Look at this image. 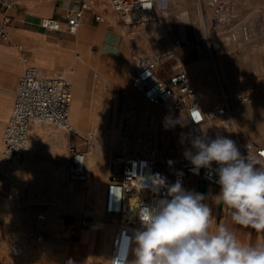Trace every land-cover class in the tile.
<instances>
[{
    "label": "built area",
    "instance_id": "obj_1",
    "mask_svg": "<svg viewBox=\"0 0 264 264\" xmlns=\"http://www.w3.org/2000/svg\"><path fill=\"white\" fill-rule=\"evenodd\" d=\"M65 14L67 29L75 31L81 24L86 12L92 11L95 19L100 14L93 10L92 0H76ZM210 9L211 19L220 20L227 7L221 0H200ZM112 8L122 16L129 11L139 9L146 16L153 14L165 15L168 12L167 0H109ZM17 8L15 0H0V9L3 12L0 26V39H8L7 23L11 20L10 9ZM122 20L127 23L126 18ZM133 21H131L132 23ZM130 21L128 22V24ZM60 20L53 16H44L40 25L47 29H58ZM203 28L205 26H202ZM174 45L184 47L185 53L198 49L200 42L195 38H175ZM21 49V44H18ZM165 54V55H164ZM132 57L136 71L132 76L133 87L140 92L143 98L153 105L166 107L165 116L170 119L175 114H180L179 120L170 121L171 134L179 140L177 154L174 159L169 158L160 150L155 140V125L149 119L139 121L134 110L117 121L116 135L112 146L109 147L111 162L115 168L108 175L104 190V211L117 219V226L111 238L109 261L118 249L121 234L127 232L132 235L134 230L141 228L137 209L141 205L152 204L155 200L164 198L166 188L159 192L151 188H141L140 179L159 174L166 178L167 184H174L178 179L186 190H191V178L203 179L220 188L215 181L218 176L214 171L201 168L199 174H193L191 163L185 158L184 151L191 148V139L195 136L215 139L222 136L235 141L242 155L247 156L248 145H251L253 154L264 158V142L256 141L242 136L233 115L234 104L247 102L250 99L248 91L234 86L229 90L221 88L220 98L211 106L205 107L196 83L191 79L183 55L173 52H152L142 54L134 52ZM165 59H172L171 71L166 78L158 74L157 68ZM25 66L14 88V98L10 115L0 137V182L3 187L12 193L11 171L15 160L28 143L30 131L36 121L62 128L68 132L79 134L85 143L84 148H79L75 143H69V155L66 160V178L71 183L84 181L88 178L86 154L91 142H95V133H81L71 122L69 107L72 97L71 84L65 74L55 72L44 74L39 68L30 63L27 56H23ZM199 111L193 113V109ZM197 114V115H194ZM195 117L199 123L191 118ZM188 126H184V122ZM195 152V149H192ZM172 161V164L168 162ZM164 167V171L159 168ZM219 166L213 162L212 169ZM182 172L180 176L178 173ZM112 189L119 192L122 198L117 199ZM123 214H125L123 216ZM61 216L65 213L61 212ZM39 220L46 219L43 211H36ZM91 214H84L77 227L74 221L66 220L61 228L64 237H73L78 234V228L88 224ZM43 231L35 225L29 224L26 232L21 236L26 240L40 238ZM263 239H264V233ZM12 251L20 250L19 237L13 236L11 240ZM131 253L129 260L131 259Z\"/></svg>",
    "mask_w": 264,
    "mask_h": 264
},
{
    "label": "crops",
    "instance_id": "obj_2",
    "mask_svg": "<svg viewBox=\"0 0 264 264\" xmlns=\"http://www.w3.org/2000/svg\"><path fill=\"white\" fill-rule=\"evenodd\" d=\"M15 1L17 3V8L9 10L12 17L6 25L9 38L0 39V122H3L2 128H4L11 112L10 109L8 115H5L6 112L4 111V107H7L11 102L12 108L14 88L16 87L19 76L23 72L25 66L23 56H27L30 62L31 55H35L36 58H41V50L45 46L52 47L57 50V47L54 45L65 48L57 51L66 53V55H69L68 57L71 59H73V54L70 50L76 52L79 47L81 52L77 59H80L81 53H87V56L85 55V59L87 60L88 65L97 67L103 73L108 72L112 84V105L116 110L114 125H116L117 121L125 117L132 109L139 121L149 119L154 122L157 120L158 116L154 115V109L157 107L154 106L153 109L147 111L146 116H144L140 112V106H142L141 102L137 100L129 89L121 84V80L124 79L126 81L127 78H129V75L131 82L132 76L136 71L132 54L137 52V49H141L142 51H146L148 49H167L164 47L170 43V39L167 38L168 36H158L157 32L154 31V24L144 31L142 27L139 26L134 28V24L130 25L129 23V26L126 27V32L132 36V41L129 45H126L125 34L122 31V25L125 22L121 20V18H116L112 13L113 10L111 12L107 8L106 3L109 4V0H92L93 10L98 12L101 16L99 19H95L92 11L86 12L78 32H75L76 30H68L65 21V14L77 3L76 0ZM2 16L3 12L0 9V26L2 24ZM44 16H53L58 18L61 23L60 27L58 29H47L42 27L40 25V20ZM151 28L153 29V33L150 32ZM18 44H21V49L18 48ZM103 63L113 64L114 69L107 70L106 68H103L100 66ZM172 63V59H165L157 68L158 74L161 77L166 78L172 70ZM118 66L120 67L119 71ZM39 70L44 74H48L40 68ZM134 90L140 94V92L135 88ZM120 94H122V96H120ZM166 109L167 106L160 108V119H164V123L167 128L170 129V121H177L181 117L178 113L175 114L174 117L170 118V120L167 119L166 122ZM70 120L80 131L78 126L72 121L71 117ZM46 125L48 128H51V130L41 125H39L38 128H41L49 135L56 132L54 143H42L40 147L35 150L33 160L38 167L44 169L43 173L46 177H49L50 179H58L60 183L64 185L69 184L70 182L66 178V160L69 155V143L73 142L79 148H84V140L75 132H68L56 126ZM32 126L33 128L31 129L33 130L35 128V123H33ZM80 132L85 133L82 131ZM171 135L172 134H170L168 130L165 145L160 144V139L155 140L158 148L164 151L169 158L174 159L177 154L178 144H176V142L172 139ZM22 153L23 151L19 157L20 161L24 160V153ZM114 168L115 165L111 162L110 154L109 158H105V160H98V163L96 164V171L100 172L102 178H104L105 185L108 175ZM159 169L161 171L165 170L162 166ZM62 170H64V177H60L59 175ZM88 173V176H94L95 166L89 167ZM201 180L204 182V186L208 185V189L205 191V187L201 188L199 184L198 188H194L193 190L192 186L191 190L206 196V200L204 202L212 209L216 223H225L229 228L236 231L238 238L244 243H264L262 233H257L251 228H243L242 226L233 225L230 213L227 215L225 213V209L220 204H216V202H214L216 193L220 190V188L203 179ZM20 185L24 187L21 200H27L28 202H23L21 205H18V200L21 197L19 190L12 186V193H9L0 182V264H105L107 261L109 264L110 246L105 257L99 256V253L102 241H106V243L111 244V233L112 231L114 233L116 229L114 222H105L103 217H92L86 226L78 228V234L75 236V239L62 241L61 237L58 236L57 231L61 230V224L64 226L65 221L69 220L67 216L74 214L63 211L65 215L61 216L60 213L62 211L59 206H55V204L41 199L45 193L51 191L50 184L32 185L23 182L18 184V186ZM209 186L211 188H216L217 190L210 194L209 190L211 188L209 189ZM84 188L89 190V184L85 183ZM207 194H209V197ZM17 210L20 215L17 217V220L12 223L5 219L7 216L10 217V215H13L14 213L16 214ZM20 210H22V212ZM36 211H43L45 214V211H48L46 219H37L35 216ZM58 211L61 212L58 213ZM55 213H58V216L61 219L60 223L54 219ZM74 216L77 215L75 214ZM75 219L73 218V220ZM74 223L77 227L80 226V221L78 223L74 221ZM29 224H33L39 230L43 231V235L34 240H26L21 235L19 236L11 233L12 230L18 232L25 226L27 228ZM13 236L19 237L20 240V250L18 252H14L11 249V240ZM101 257L102 259H100Z\"/></svg>",
    "mask_w": 264,
    "mask_h": 264
},
{
    "label": "clouds",
    "instance_id": "obj_3",
    "mask_svg": "<svg viewBox=\"0 0 264 264\" xmlns=\"http://www.w3.org/2000/svg\"><path fill=\"white\" fill-rule=\"evenodd\" d=\"M191 119L199 123L194 115ZM190 143L183 154L191 171L198 175L204 168L218 176L216 200L228 209L233 225L264 233V158L253 154L251 145L242 155L235 141L222 136H195ZM213 162L219 166L214 170ZM140 187L166 188V194L138 207L141 228L121 234L109 264H264V243H244L225 223L217 224L204 194L186 190L179 179L169 185L159 174L141 177ZM130 253L134 259L129 260Z\"/></svg>",
    "mask_w": 264,
    "mask_h": 264
},
{
    "label": "rangeland",
    "instance_id": "obj_4",
    "mask_svg": "<svg viewBox=\"0 0 264 264\" xmlns=\"http://www.w3.org/2000/svg\"><path fill=\"white\" fill-rule=\"evenodd\" d=\"M192 1H193V5H187L186 0H172L168 4L167 14L165 15L153 14L150 17V19H154V21L157 20L154 23V27H153L154 31L157 32L158 36L160 35H163L165 37L168 36L167 38L170 39L169 44L174 45L175 38H185L186 37L189 39L191 38L197 39L200 42L199 47L203 46L204 48H206V50L208 51L207 52L208 58L210 60L212 70L214 73L213 79L217 87V92H218L217 98L218 99L220 98L222 87L225 90H229L230 88L234 86H238L248 91L250 99L247 102L236 103V105L234 104V108H233L234 114L233 115H234V118H236L235 119L236 123L243 137L264 142V0H221V2L226 5L225 7H227V10H226V13L222 14L221 19L217 21L211 19L210 9L207 8V6H205V4L202 1L201 3L199 2L200 0H192ZM106 6L111 12L113 10L112 13L116 18H125V15L127 12L122 16L121 13H117L114 9L111 8L110 3L109 4L106 3ZM184 13H187V14L185 15ZM195 14H196V20L194 19ZM145 17H148V16H145ZM161 19H164V20H161ZM131 21H130V25L133 24V22L131 23ZM162 21L164 22V24ZM135 22H137L136 24L141 23V22L138 23V21H135ZM150 22L153 23L152 20H150ZM151 25L152 24H149V26ZM158 25L162 26L160 30L157 28ZM122 26H123L122 31L125 34V40H126L125 44L129 45L132 41V36H130V34L126 32V26H128V24H123ZM202 26H205V27L203 28ZM78 29L75 32H78ZM152 31L153 29L151 28L150 32ZM219 36L222 37V40L225 43V49H224V52L222 53L226 56L228 62L235 67L236 71L238 73L240 72L239 74H241L240 75V77L242 76L241 78L237 77V78H230V79L225 80L221 77L218 71V66L215 61L219 53L216 48L217 37ZM169 44H167V47H172ZM50 45H54V44H50ZM54 46L57 47V50L65 49L57 45H54ZM174 46L175 48L172 47L171 49H168L169 52L172 51L173 53H176L177 55L185 56L184 60L186 62H188L189 60H193L197 58L198 56L199 48L192 49L188 51V54H186L184 47H177L176 45ZM158 50L148 49L146 51H142L141 49H137L136 51L139 53H143V54L144 53L149 54L152 52H159ZM70 51L73 54L72 57L76 60H79L77 59V57L81 52L80 48L78 47V51L76 52H73L72 50ZM59 53H61L65 57L69 56V55H66V53H62V52H59ZM82 55L84 54L81 53L80 58L82 57ZM30 62L34 63L41 69L40 67L41 65L33 59V55L30 56ZM100 66H102L103 68H106L107 70L114 69L113 68L114 65L111 63L110 64L103 63ZM187 69H188V66H187ZM41 70L46 72L45 69H41ZM119 70H120V67L118 68V71ZM188 72H189V69H188ZM104 74L106 75V78L108 79V81L111 83L110 78H109L110 75L108 74V72H105ZM189 75L191 79L196 83L197 87L199 86L198 90L200 92V83L203 81V78L199 77V75L196 77L190 74V72H189ZM129 83H130V86L132 87L131 82H130V75H129ZM135 93L139 97H142L136 91ZM120 96H122V94H120ZM218 99H216V101ZM145 100L146 99L144 98L143 100L144 106L146 107L148 106L149 108L154 107L151 103ZM214 103L215 101L205 104V106H211ZM106 108L109 114L107 125H112L114 124V119L116 117V110H115V107L112 105V98H110V100L106 103ZM157 108L160 109L159 107ZM236 108L241 109L242 110L241 113L238 114L234 112ZM10 109H11V106L6 111L5 115H8V113L10 112ZM39 125L51 130V128H48L45 123L36 121L35 126L38 127ZM183 125L187 127L188 123L185 121ZM162 126H163L162 134L159 136L156 134V131H155V139H158V140L160 139L159 141L160 144L165 145L167 141L166 135L168 133V130H169V133L171 134V129H168L164 122ZM255 128L258 131L254 130ZM2 129H1V132H2ZM25 149L23 150V153ZM12 180L13 179L11 178L12 186L15 189L19 190L20 196H21L20 199L18 200V205H21V203L23 202L24 203L28 202L27 200L25 201L21 200L24 187L22 185L16 186L14 184V181ZM85 181H79L78 185L81 183L79 187H84ZM191 184L193 186V190L194 188H198L199 184H200V187L202 188L205 187L204 188L205 191L208 189V185L204 186V182L200 178H191ZM210 186H209V189L211 188ZM89 190H86V188H84V191L82 192L84 195V203H83L84 210L76 214L77 216H74L75 214L68 215L67 217L69 218V220L76 221L78 223L81 220L82 216L84 214H87V210H91L92 208H94L93 207L94 206L93 192L92 190L90 191ZM216 190H217L216 188H211L209 190L210 194ZM219 191L220 190H218V192L216 193V196L219 194ZM207 196L209 197V194H207ZM216 196H215L214 202H216V204H220L225 209V213L229 215L228 209L223 205L222 202H217ZM208 197H207V200H208ZM102 203L99 206L100 207L99 211L102 212L103 220L105 222L115 221L117 218L115 216L108 215L104 211ZM20 211L22 212V210ZM61 211L63 212L62 209ZM61 211H58V213H60ZM45 212L48 215V211H45ZM58 213L57 214L55 213L54 219H56L60 223L61 219L59 218ZM18 216L20 215H19V211L17 210L16 214L14 213L13 215H10V217L5 216L6 217L5 219L13 223L15 220L18 219L17 218ZM92 217L93 215L91 214V217L88 218L87 220H90ZM73 218L74 219L76 218V219L73 220ZM60 226L62 228L63 225L61 224ZM116 226L117 225H115V228ZM25 232H26V226L20 229L18 232L14 230L11 231L12 234L19 235V236ZM112 233H111V236H112ZM57 234L58 236L61 237L62 241H70V240L75 239V236L70 237V238L64 237L61 234V231H57ZM132 259H134V257H132ZM105 264H108V261Z\"/></svg>",
    "mask_w": 264,
    "mask_h": 264
},
{
    "label": "bare ground",
    "instance_id": "obj_5",
    "mask_svg": "<svg viewBox=\"0 0 264 264\" xmlns=\"http://www.w3.org/2000/svg\"><path fill=\"white\" fill-rule=\"evenodd\" d=\"M171 1L172 0H167L168 4ZM186 1L187 5H193L192 0ZM184 14L186 15L187 13ZM145 16L146 14L144 13V11L136 8L132 11L127 12L125 18L128 22L131 20L133 21L134 28L140 26L144 31H146V29L150 27L149 24H154L157 20L154 21V19H150V17ZM194 19L196 20V14L194 15ZM150 20H152L153 23H151ZM135 21L141 23L136 24L137 22ZM128 22L124 24H128ZM79 27L80 25L78 26V28ZM161 27L162 26L160 25L157 26L159 30L161 29ZM171 46L175 48L173 44ZM172 47L165 46L164 48L167 49H159L158 51L160 53H166L169 52L168 49H171ZM216 48L219 53L215 61L221 77L225 80L237 77L241 78L242 76L240 77V72L238 73L236 71L235 67L228 62L226 56L222 53L225 49V43L220 36L217 37ZM207 52L208 51L203 46L199 47L197 58L189 60L186 64L188 66L190 74L196 77L199 75V77L203 78V81L200 83L199 93L200 98L202 99V102L204 104H208L213 101L216 102V99H218L217 87L213 79L214 73ZM86 54L87 53L82 55L79 60H75L74 58L71 59L68 56H63L61 53H59V51L52 47L45 46L41 50V58H36V56L33 55V59L37 61L41 65V69H45L48 74H53L55 72H61L65 74V76L70 81L72 91V97L69 107V117H71L72 121L78 126L80 131L85 133L95 131L96 133L94 136L95 142H91L90 148L88 149L86 154V165L88 168L91 166H95V174L91 177L88 176L84 184L88 183L89 189L93 192L94 208H92L91 210H87V213L92 214L93 217L102 218V212L99 211V206L101 205L102 201H104L105 181L104 178H102L100 172L96 171V164L98 163V160H105V158H109V147L113 145L115 140L116 128L114 124L107 125L109 114L106 108V103L110 100V98H112V84L108 81L106 75L100 69L87 64V60L85 59ZM121 84L129 89L137 98V100L141 102L142 106H140V112L144 116H146L147 111L153 109V107L149 108L148 106H144V98L139 97L135 93L132 83V87L130 86L129 78H127L126 81L122 79ZM10 106L11 102L7 107H4V111L6 112L10 108ZM241 111V109L236 108L234 112L239 114L241 113ZM154 115L158 116L157 120L155 119L156 121H154V125L156 134L160 136L163 132L162 125L164 119H160V109L155 108ZM2 124L3 122H0V135ZM254 130H256V128ZM55 133H51L49 135L41 128L35 126V128L32 130L31 135H29L30 138L28 139V143L25 147L26 149L23 154L24 160L20 161L19 158L15 160L11 171V178L13 179L12 181H14V184L16 186L23 182L32 185H41L47 183L50 184L51 191L45 193L41 199L43 201H48L52 204H55V206H59L66 213L78 214L84 210V195L82 193L84 191V187H79L81 183L78 185V182H71L64 185L61 184L58 179H50L49 177H46L44 175V169L38 167L33 160L35 150L38 149L42 143H54L56 137ZM172 139L176 142V144L179 145L178 139L174 138L173 136ZM59 175L60 177H64V170H62ZM124 215L125 214H123V216ZM112 222H115V225L117 224L116 220ZM109 246L110 243L102 241L100 245L99 256L105 257V255L108 253ZM102 257L100 259H102Z\"/></svg>",
    "mask_w": 264,
    "mask_h": 264
},
{
    "label": "snow or ice",
    "instance_id": "obj_6",
    "mask_svg": "<svg viewBox=\"0 0 264 264\" xmlns=\"http://www.w3.org/2000/svg\"><path fill=\"white\" fill-rule=\"evenodd\" d=\"M194 115H197V114H194Z\"/></svg>",
    "mask_w": 264,
    "mask_h": 264
}]
</instances>
